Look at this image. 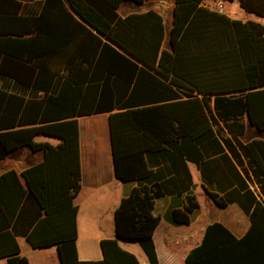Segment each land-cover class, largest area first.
Returning <instances> with one entry per match:
<instances>
[{"label":"trees","instance_id":"1","mask_svg":"<svg viewBox=\"0 0 264 264\" xmlns=\"http://www.w3.org/2000/svg\"><path fill=\"white\" fill-rule=\"evenodd\" d=\"M66 1L44 0L39 15L26 16L21 2L0 0V75L24 90L45 92L38 100L0 89V160L23 146L45 153L41 164L0 176V259L28 264L17 240L24 236L34 249L56 246L63 264H140L117 239L101 242L102 260L78 259V118L109 112L116 178L138 182L115 214L120 238L137 242L150 264H159L155 200L186 194L173 223L189 225L199 208L189 163L204 175L205 168L216 171L219 162L206 159L230 160L227 149L244 176L230 162L237 188L227 184V193L210 196L221 208L237 203L250 229L237 239L223 224L209 225L185 264H264V204L249 187L252 177L238 151L264 187V140H239L248 119L264 131V25L233 19L203 6L204 0H176L167 49L157 11L122 18L117 10L127 0ZM237 1L264 19V0ZM73 48L76 59H67ZM60 60L69 74L52 88L46 79L58 76L53 69ZM37 136L60 143L36 142Z\"/></svg>","mask_w":264,"mask_h":264},{"label":"crops","instance_id":"2","mask_svg":"<svg viewBox=\"0 0 264 264\" xmlns=\"http://www.w3.org/2000/svg\"><path fill=\"white\" fill-rule=\"evenodd\" d=\"M17 1L22 3L21 14L26 16L39 15L44 3V0ZM131 2L133 1L127 0L119 6L117 10L119 16L125 18L131 14L146 13L150 10L157 11L163 17L165 24L166 38L163 46L169 49V38L174 24L176 0L170 3L165 0H155L154 5H150L141 11H135ZM66 4L77 19L83 22L67 1ZM216 4L226 5L229 11L223 13L233 19L242 21L252 20L263 24L261 20L254 19L256 16L243 11L237 0H204L202 3L205 7L221 12L215 8ZM165 14L169 19L168 25L165 20ZM84 24L87 25L86 23ZM87 26L92 28L90 25ZM76 57L75 48L66 55L67 59H76ZM1 59L2 56L0 55V62ZM61 61L53 69L55 73H58V76L52 78L51 75L53 74H50V78L46 79V81L52 82V88H55L57 84L60 86L69 74V71ZM0 89L24 95L27 99L33 98L38 100H41L45 93L44 91H35L31 88H25L27 90H24L12 78L2 75H0ZM53 92L54 89H51L50 93ZM117 102L120 101L114 99V103ZM211 107L213 108V103H211ZM109 116V112H104L78 118L82 168V188L75 199V203L78 206V259L80 261L102 260L101 242L106 239H117L124 249L136 255L140 264H150L145 253L146 257L132 247L133 244L139 245L137 242L124 240L116 232V211L121 201L130 196L133 189L138 186V182H121L116 178ZM224 133L228 137H231L225 129ZM54 139L55 141H53ZM239 140L244 144L252 140H264V131H260L252 125L248 119L245 134L240 136ZM36 142H48L53 146H57L60 140L49 136H37ZM238 151L241 161L244 162L249 175L252 177L251 181H248L249 187L257 199L264 204V187H261L254 179L247 160L239 149ZM226 154L230 157V160H222L219 155L206 159V161L217 160L219 165L217 170L212 172H209L205 168V175L202 173L200 166L189 163V169L193 177L191 192L196 195L199 202V208L192 214L189 225H175L173 223V211L184 208L186 194L182 196L165 194L155 200L153 214L160 219L154 232V244L159 264H185L186 257L194 248L202 243L205 230L211 224H223L237 239L243 238L249 231L251 220L237 203H231L227 207L221 208L215 205L210 196L211 193H217L220 196L227 193L224 190V188H227V184L232 183V189L237 188L236 172L232 170V164L235 165L240 176H244L243 169L238 160L227 149ZM44 160V151H34L28 146L20 147L10 152L5 159L0 160V176L12 170L21 174L23 171L41 164ZM210 168H214V166ZM17 240L21 249L20 256L26 257L28 264H31L30 257L36 256L41 257L43 261L61 264L59 249L56 246L34 249L24 236H18ZM0 261H5L7 264V259H0Z\"/></svg>","mask_w":264,"mask_h":264},{"label":"rangeland","instance_id":"3","mask_svg":"<svg viewBox=\"0 0 264 264\" xmlns=\"http://www.w3.org/2000/svg\"><path fill=\"white\" fill-rule=\"evenodd\" d=\"M166 2L170 3V2H173L174 0H165ZM155 4V0H148L146 3L144 4H137V3H134V2H131V5H133V8L135 11L137 10H143L144 8H148L150 5H154ZM221 6L223 7L222 10L224 12H227L229 11L228 7L226 5H223L221 4ZM216 9L220 10V4L218 6L215 7ZM122 12V11H121ZM255 20H261L264 24V19H260V18H257V17H254ZM165 20H166V23L167 25L169 24V19L168 17L166 16L165 14ZM55 141V139L53 140ZM132 247H134L138 253H140L141 255L145 256L144 252L142 251V249L140 248L139 245L137 244H133ZM41 256V254H39ZM146 257V256H145ZM31 258V264H53L51 262H48V261H43L41 257H30ZM0 264H6L5 261H0Z\"/></svg>","mask_w":264,"mask_h":264},{"label":"water","instance_id":"4","mask_svg":"<svg viewBox=\"0 0 264 264\" xmlns=\"http://www.w3.org/2000/svg\"><path fill=\"white\" fill-rule=\"evenodd\" d=\"M84 23H86L87 25H89L87 22H85L82 18H80ZM60 261H61V264H63L62 263V260H61V256H60Z\"/></svg>","mask_w":264,"mask_h":264},{"label":"built area","instance_id":"5","mask_svg":"<svg viewBox=\"0 0 264 264\" xmlns=\"http://www.w3.org/2000/svg\"><path fill=\"white\" fill-rule=\"evenodd\" d=\"M217 5H218V4H216V6H217ZM220 8H221L220 11L223 13L224 11L222 10L223 7L221 6V4H220Z\"/></svg>","mask_w":264,"mask_h":264}]
</instances>
